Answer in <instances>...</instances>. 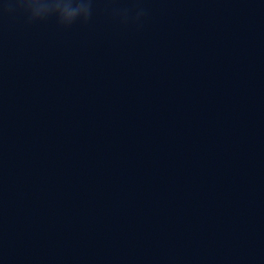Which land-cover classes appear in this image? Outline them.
I'll return each instance as SVG.
<instances>
[{
  "label": "clouds",
  "instance_id": "obj_1",
  "mask_svg": "<svg viewBox=\"0 0 264 264\" xmlns=\"http://www.w3.org/2000/svg\"><path fill=\"white\" fill-rule=\"evenodd\" d=\"M19 3L31 11L33 18L58 13L66 24H71L81 13L87 17L90 9V2L85 0H19Z\"/></svg>",
  "mask_w": 264,
  "mask_h": 264
}]
</instances>
